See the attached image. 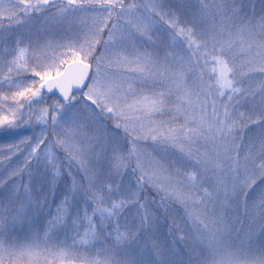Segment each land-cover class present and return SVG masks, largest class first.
Returning a JSON list of instances; mask_svg holds the SVG:
<instances>
[{
    "label": "snow or ice",
    "instance_id": "obj_1",
    "mask_svg": "<svg viewBox=\"0 0 264 264\" xmlns=\"http://www.w3.org/2000/svg\"><path fill=\"white\" fill-rule=\"evenodd\" d=\"M0 264H264V0H0Z\"/></svg>",
    "mask_w": 264,
    "mask_h": 264
}]
</instances>
